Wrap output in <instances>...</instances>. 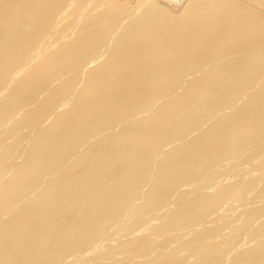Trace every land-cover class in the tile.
<instances>
[{
    "label": "bare ground",
    "instance_id": "obj_1",
    "mask_svg": "<svg viewBox=\"0 0 264 264\" xmlns=\"http://www.w3.org/2000/svg\"><path fill=\"white\" fill-rule=\"evenodd\" d=\"M0 264H264V0H0Z\"/></svg>",
    "mask_w": 264,
    "mask_h": 264
}]
</instances>
